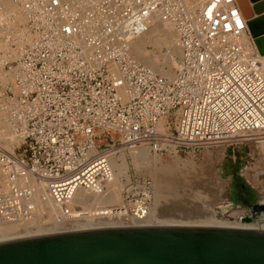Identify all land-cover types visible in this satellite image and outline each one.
Segmentation results:
<instances>
[{"label":"built area","instance_id":"built-area-1","mask_svg":"<svg viewBox=\"0 0 264 264\" xmlns=\"http://www.w3.org/2000/svg\"><path fill=\"white\" fill-rule=\"evenodd\" d=\"M12 2L0 4V225H30L42 204L62 226L81 212L77 192L113 182L124 151L264 143V54L236 0ZM154 21L176 32L173 78L131 54Z\"/></svg>","mask_w":264,"mask_h":264},{"label":"water","instance_id":"water-1","mask_svg":"<svg viewBox=\"0 0 264 264\" xmlns=\"http://www.w3.org/2000/svg\"><path fill=\"white\" fill-rule=\"evenodd\" d=\"M236 1L264 54V0ZM252 207L264 219V202ZM0 264H264V228L116 225L59 231L0 241Z\"/></svg>","mask_w":264,"mask_h":264},{"label":"bare ground","instance_id":"bare-ground-1","mask_svg":"<svg viewBox=\"0 0 264 264\" xmlns=\"http://www.w3.org/2000/svg\"><path fill=\"white\" fill-rule=\"evenodd\" d=\"M0 2L6 4L10 9V11L12 10V12H15L13 8L12 0H0ZM174 37H176V32L172 25L160 21H154L146 33H144L142 36H140L139 38L135 39L132 42L131 54H133L134 58L140 64L142 63L143 66L151 69L155 73L158 72L163 76H166L168 78H173L174 75L171 72L170 66L167 71L161 72L160 70L162 67L158 65L157 63L158 60H156L154 56L150 55L151 52L149 53V51L146 49V46L150 44L151 46L156 45V47L165 46L166 49L168 50L167 52L168 60L174 59L175 55H180V50L176 44V38L174 40ZM3 48H5V45L0 39V51ZM256 146L260 150L264 149V143L257 144ZM130 154H131L132 164L137 170L140 171L143 169L145 170L148 169L150 171V175L153 181L152 188L154 193V202H153L154 206H152L148 210L147 209L142 210L141 212H131L130 210H128L127 207H125V204L122 202V199H120L119 191L121 190L120 188L123 186L121 183V177L122 176L127 177L128 162L124 158V155L121 154L119 160L117 161L112 160L111 162L112 167L114 169L113 182L105 189V191L102 194L99 195L88 192H82V191L77 192L73 202L71 203L72 204L71 207L73 208V206H79L81 208V212L77 213L75 209H73L71 214L72 217H70L68 221H66L62 226H60L63 229L60 231H69L75 229L100 227V226H116V225L118 226L121 225H209V226L264 228V222L242 223L235 220L236 219L235 216L237 214L236 212L230 214V216L234 218V221L232 222L218 219L216 216V212L212 208V205L215 203L216 199L214 200L208 199L209 197L206 198V195H202L200 194V192L198 194L197 190L196 191L189 190L190 193L191 191L193 192V196L190 193H189L190 195L187 194L188 196L185 194L186 198L183 197L184 200H181L184 201L182 202V205H184L186 201L191 202L189 203L190 206L187 207V209H183V208L171 209V207L169 209V207L166 208L165 205L158 206L157 204H159L160 201H163L164 202L163 204H166L165 201L166 202L168 200L175 201L174 199L180 198L177 195V193L173 195L174 193H172V191L178 192L179 187L180 188L186 187L185 181L180 180L183 177L182 176L177 177L175 176V174L177 175L178 172L174 173L172 169L160 166L158 161L161 162V160L151 155L147 151V149L138 148L132 151ZM177 159L179 158H176L175 160ZM176 166L174 167L175 168L174 171H176L177 169ZM185 166H186L185 164L184 165L182 164L181 167H185ZM181 167L179 169H181ZM180 174L184 175L182 173ZM172 177L174 178L177 177V178H175L176 179L175 180ZM170 178L174 180L171 181ZM222 187L223 186H221V188L217 190L219 194L217 195L216 198L219 201L221 200L220 194L222 193ZM165 192L166 193L170 192V196L173 195L171 196L172 198L170 197L168 198L167 196H164ZM118 203L122 204L121 207L116 208L117 207L116 206V207L108 208V206H113L115 204L118 205ZM39 207H40V213H45L46 211L45 207L42 204H40ZM54 213L55 210H53V208L46 211L47 216L50 219H52V221L54 219ZM237 219H239V217ZM43 226L44 227L42 228L40 227L41 229L40 230L36 228L37 226L33 228V227H29V225H24V224L0 225V241L20 238L19 236L26 237V236H33L39 234L59 232V231L48 232L51 229L49 227H52L53 223H51L50 226L48 225L46 226L43 225ZM53 227L56 228V226ZM40 231L41 232L45 231V233L43 232L36 234L37 232ZM15 235H17V237ZM10 236H14V237H10Z\"/></svg>","mask_w":264,"mask_h":264},{"label":"rangeland","instance_id":"rangeland-1","mask_svg":"<svg viewBox=\"0 0 264 264\" xmlns=\"http://www.w3.org/2000/svg\"><path fill=\"white\" fill-rule=\"evenodd\" d=\"M0 4L3 3L0 2ZM3 5L6 8H8L6 4ZM175 38L176 37H174V40ZM155 47L156 45L151 46L150 44L146 46V49L149 51V53L151 52L150 54L151 56H154L156 60H158L157 61L158 65L162 67L160 71L161 72L167 71L170 66L172 74L175 75V69L178 65L180 55H175L176 57L174 56V59L168 60L167 58L168 50L166 49V47L165 46H160V47L157 46L156 48ZM157 74L161 75L158 72ZM263 151L264 149L260 150L256 146V144L251 143L247 145H241L240 147L234 149L220 148V147L209 148L199 153H196L195 155H184L180 158V160L179 159L175 160L176 158L170 157V158H164L163 160H161V162L158 161L160 166L165 168H170L173 170L174 173L178 172L177 175L175 174V176L183 177L180 180L185 181L186 187L184 188L186 190L183 187L182 188L179 187L178 192L172 191V193H174L173 195L177 193V195L180 198L174 199L175 201L173 200H168L167 202L165 201L166 204H163L164 202L160 201V203L157 205L158 206L165 205L166 208L169 207V209L170 207L171 209L172 208L187 209V207L190 206L189 203L191 202L186 201V203L182 205V202L184 201L181 200H184V198H186L185 194L186 195L189 194L190 193L189 190H193V191L197 190L198 194L200 192V194L206 195V198L209 197L208 199H213V200L216 199L215 203L212 205V208L216 212V216L218 219L232 222L234 221V218L231 217L230 214L236 212L237 214L235 216L236 218L235 220L239 222L242 223L264 222V219L262 217L251 221L242 220L244 216L251 213L250 205L244 204L243 199L249 200L250 202H258V201L264 202V152ZM123 155L128 162V169H127V177L125 176L121 177V183L123 186L120 188L121 190L119 191L120 199H122V202L125 204V207H127L128 210H130L131 212H138L141 209L146 210L147 208L150 209L152 206H154L153 204L154 193L152 192V194H150L151 197L147 200L144 199V196L141 195L143 193L147 194L145 193L146 189H144L142 185V179L144 177L150 178L151 184H153L150 171L148 169L147 170L143 169L140 171L137 170L132 164L131 161L132 159H131V155H129V152L124 151ZM182 164L183 165L185 164L186 166L181 167ZM175 166L178 169V170L176 169V171H174ZM180 167L182 171L181 169H179ZM179 172L184 175H181ZM123 177H125L126 179ZM172 178H170L171 181L175 179ZM221 186L223 187H222V193L220 194L221 200L219 201L217 200L216 197L219 194L217 190H219ZM190 194L193 196L192 191ZM126 195L129 196L128 199L126 198ZM164 196H167L168 198L169 197L172 198L170 196V192L169 193L165 192ZM121 205L122 204L118 203V205L115 204L113 206H108V208L116 207V206H117L116 208H119L121 207ZM238 217L239 219H237ZM51 222L52 219H50L47 215L45 214L42 215V213H39V215L36 217L34 222L30 223V225L29 224L27 225L33 228L37 226L36 228L40 229V227L41 228L44 227L43 225L51 224ZM49 228L51 229L48 232L63 230L60 226L58 227L56 226V228L52 226ZM43 232L45 233V231ZM43 232L40 231L37 232L36 234ZM15 236L17 237V235ZM10 237H14V236H10Z\"/></svg>","mask_w":264,"mask_h":264},{"label":"flooded vegetation","instance_id":"flooded-vegetation-1","mask_svg":"<svg viewBox=\"0 0 264 264\" xmlns=\"http://www.w3.org/2000/svg\"><path fill=\"white\" fill-rule=\"evenodd\" d=\"M243 202L244 204L248 202L247 205H250V211H251L250 214L244 216L245 218H249L250 220H255V219H259L262 217V215L257 213L256 209H253L252 207L257 202H250L249 200H245V199H243ZM258 202H261V201H258Z\"/></svg>","mask_w":264,"mask_h":264},{"label":"trees","instance_id":"trees-1","mask_svg":"<svg viewBox=\"0 0 264 264\" xmlns=\"http://www.w3.org/2000/svg\"><path fill=\"white\" fill-rule=\"evenodd\" d=\"M235 173H236V172H235ZM247 203H248V202H247ZM247 203H246V204H247Z\"/></svg>","mask_w":264,"mask_h":264}]
</instances>
